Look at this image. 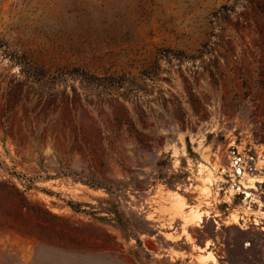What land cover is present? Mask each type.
<instances>
[{
  "label": "rangeland",
  "instance_id": "obj_1",
  "mask_svg": "<svg viewBox=\"0 0 264 264\" xmlns=\"http://www.w3.org/2000/svg\"><path fill=\"white\" fill-rule=\"evenodd\" d=\"M0 264H264V0H0Z\"/></svg>",
  "mask_w": 264,
  "mask_h": 264
},
{
  "label": "trees",
  "instance_id": "obj_2",
  "mask_svg": "<svg viewBox=\"0 0 264 264\" xmlns=\"http://www.w3.org/2000/svg\"><path fill=\"white\" fill-rule=\"evenodd\" d=\"M84 182L88 183L89 185H94V186H102L101 182L94 180V179H82ZM65 203L73 210H81L84 212H87L97 218H106V215H94L93 210H88L85 209L84 207H81L82 204L79 201H74L72 199H65ZM105 208V212L109 213L111 215L110 218H112L115 222H117V225L121 228H126V222L124 221L121 211L113 204H111L110 207H104ZM136 240L139 241V239L136 237Z\"/></svg>",
  "mask_w": 264,
  "mask_h": 264
}]
</instances>
